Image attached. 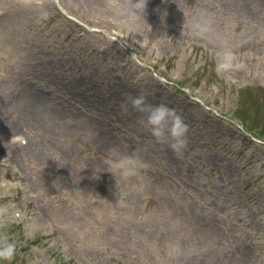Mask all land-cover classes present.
I'll return each instance as SVG.
<instances>
[{"label": "rangeland", "instance_id": "rangeland-1", "mask_svg": "<svg viewBox=\"0 0 264 264\" xmlns=\"http://www.w3.org/2000/svg\"><path fill=\"white\" fill-rule=\"evenodd\" d=\"M140 94L188 124L182 156L121 113ZM0 236V264H264V0H148L143 17L0 0Z\"/></svg>", "mask_w": 264, "mask_h": 264}, {"label": "clouds", "instance_id": "clouds-1", "mask_svg": "<svg viewBox=\"0 0 264 264\" xmlns=\"http://www.w3.org/2000/svg\"><path fill=\"white\" fill-rule=\"evenodd\" d=\"M147 2L148 0H132L137 15L143 17ZM21 3L26 6L42 7L44 0H21ZM235 60L236 57L231 50L217 53V74L224 76L232 71L237 66ZM142 78L141 73L136 77V82ZM119 107L123 115H127L130 110L140 113V123L150 132L156 143L167 144L177 156L183 155L188 145L189 126L175 109L163 103L157 105L147 103L144 94L126 97ZM117 169L124 176L135 174V166L131 158H126L125 162L117 165ZM15 254V244L7 242L6 237L0 236V261H11Z\"/></svg>", "mask_w": 264, "mask_h": 264}, {"label": "bare ground", "instance_id": "bare-ground-1", "mask_svg": "<svg viewBox=\"0 0 264 264\" xmlns=\"http://www.w3.org/2000/svg\"><path fill=\"white\" fill-rule=\"evenodd\" d=\"M26 97L30 100H36L38 98V94H34V93H28L26 94ZM4 99V98H3Z\"/></svg>", "mask_w": 264, "mask_h": 264}]
</instances>
